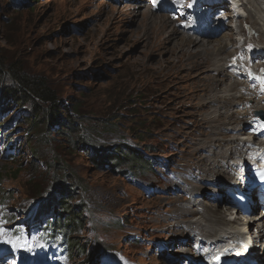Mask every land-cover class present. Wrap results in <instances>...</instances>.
<instances>
[{"label": "rangeland", "instance_id": "obj_1", "mask_svg": "<svg viewBox=\"0 0 264 264\" xmlns=\"http://www.w3.org/2000/svg\"><path fill=\"white\" fill-rule=\"evenodd\" d=\"M214 1L0 0V58L4 66L16 64L26 73L41 75L66 107L61 118L68 116L76 122L70 138L42 129L51 133L50 142L34 138L32 144L39 155L33 159L25 133L29 107H0V264H174L167 259H175L176 252L189 258L187 236L169 227L179 211L170 200L187 198V193L177 190L183 181L176 173L188 179L190 168H198L199 162L218 171L209 162L212 157L206 147L237 136L231 130L236 126H230L228 118L231 113L236 118L242 114L234 111L240 88L224 93L215 75L225 71V64L237 56L240 66L257 67L264 61L257 58L250 63V55L244 58V52L251 54L256 44L255 52H263L264 39L259 36L264 16L249 8L238 20L228 19L232 8L224 0L213 9L217 25L203 34L213 35L222 21L228 22L225 27L235 32L231 43L244 49L235 55L229 45L227 52L221 51L225 59L221 62L206 56L177 58L174 39L184 35L201 38L198 27L206 25L212 12L207 2ZM189 2H197L196 9L195 5L189 7ZM253 2L248 5L255 6ZM148 7H153L150 12L155 15L179 21L182 28L186 22L194 26H188L187 32L179 29L172 41V35L145 40L138 10ZM251 26L260 35L248 32L246 28ZM194 59L204 66L188 71L185 64ZM199 69L206 72L196 73ZM209 74L213 76V93L207 89ZM236 79L233 75L226 83ZM231 96L234 100L229 101ZM249 96L244 108L252 104ZM215 99L219 106L229 102L231 107L217 109ZM215 113L218 117L205 119ZM6 133L8 138L3 136ZM8 139L12 146L4 151ZM91 144L98 149L90 148ZM100 152L120 158V152L135 153L151 165L137 169L134 158L129 165L126 158L112 165L98 155ZM197 180L183 182L182 188L198 190ZM202 188L197 194H215L211 186ZM192 197L190 194L189 201ZM44 201H53L57 209L46 207L49 203ZM184 201L181 207L185 209L189 203ZM63 203L73 208L84 204L81 228L65 238H47L41 233L43 223L58 215ZM220 205L226 210V203ZM212 206L214 203L208 202V208ZM197 215L186 216L174 227L183 228L186 221L198 219ZM211 217L200 218L204 231L221 225V220L204 222ZM170 237L176 238L170 243ZM65 239H69L66 245ZM183 240L186 243L180 245Z\"/></svg>", "mask_w": 264, "mask_h": 264}, {"label": "bare ground", "instance_id": "obj_2", "mask_svg": "<svg viewBox=\"0 0 264 264\" xmlns=\"http://www.w3.org/2000/svg\"><path fill=\"white\" fill-rule=\"evenodd\" d=\"M202 2L203 0H201L200 3ZM214 2L215 3L207 2V4L212 5V12L210 16L208 17V19L206 20V25L204 27H198L197 34L201 35L202 36L201 38H195V37L184 35V36H180L174 39L173 35L174 37H176L177 33L179 32V29L186 31V29L189 26L188 24L190 22L182 23V24H187L185 27L182 28V26H180L179 24V21H175V22L169 21L170 16L166 17L165 15H161V14L155 15L152 12H150L153 7H148L149 9L146 11H144V9L138 10V13H140L141 15V20L144 22V30H146L147 36H145L144 39L146 40L147 37L154 39L156 36H158L159 38L163 37L164 39L166 35L167 37L172 35V37L170 38V41H172V39H174L175 41L172 48L177 50L178 59H181V60L189 59L195 55L196 58L201 57V56H206L208 57V59L213 58L214 60L213 62H215V60H218V62H221L223 60L225 61V59L221 57L222 55L221 51L222 53L227 52L228 51L227 47L229 45H232L234 53L236 52L235 55L237 53H240L239 51L243 50L244 48L241 44L237 46L235 45L233 46V44L231 43V39L235 41V39L233 38L234 37L233 35H235V32L233 31V29H229L228 26L225 27L227 25L226 23L228 22L225 23L224 21H222L220 23L222 24V26L220 28L217 27L216 30H213V35L203 34L204 31H207L210 28H212V26L217 25L216 20L213 21L214 16H215V10L213 9L215 8L217 4L218 5L221 4V2L220 0H217ZM250 3H251V0H233L232 3H228V5L232 8L230 12V16H228V19L229 18L232 19L234 17L237 19L238 17L237 14H239L238 12H242V11L244 13L246 12V15H247V10H249V8H254L256 12L261 13L262 16H264V0H254L253 4H255V6L248 5ZM190 4H193V3L189 2L188 6ZM221 17L224 18L226 16L223 15ZM239 17H241V15ZM254 23L256 22L254 21ZM177 24H179V28H177ZM246 29L248 30V32L254 31L255 34L253 32V35L258 36L256 33H259V31H257L254 27L251 26L250 29L248 28ZM223 30H226L227 32L229 31L230 33H225ZM214 31H217V33ZM260 32H261V35L259 33L260 39H261V36L264 39V29L261 28ZM253 35L250 33V37H254ZM211 36H213V39L209 38ZM260 43H263V42H260ZM257 47H258V44H256V47L252 46L251 54H246L244 52L245 54L244 58L250 55L249 56L250 63L253 61H257V58H261V59L264 58L263 57L264 55L262 56V54H260V53H264V49L262 50L263 52L258 51V53H256L255 49ZM195 59L185 64L188 71H192L195 68H201L204 66L203 65L204 62L198 63L196 62ZM237 59H238V56H237ZM237 59L235 60L232 59L228 61L225 64V71L224 70L219 71L217 75H215L217 77V81H220L219 86H222V91L224 93H226L227 91L231 92L233 90H237L238 87L240 88V90L238 89L237 91V92L240 91L239 95L237 96V100L236 98L234 97L233 98L235 99V102H236V103L234 102L236 105V109L234 111L236 114H242L241 118H236L232 113L230 114V117L228 118L229 119L228 124L230 126L234 125L237 127V128L232 127L234 130L231 129L232 131H235L237 136H233L232 138L223 142L221 145L212 144L211 146L209 145L208 147H206V151L209 152L210 156L212 157V159H210L209 162L212 164V166H214L213 169L218 170L217 172L211 171V166L205 165V167L207 166V168H204L203 165L199 161H198L199 162L198 168H195L193 170H192L193 167L190 168L191 173L190 174L187 173L189 175L188 179L195 180L198 177V180H197V183L199 184L198 190H196L197 187L196 189L193 188V189H188V190L182 188V183L186 182L187 184H189V180L183 179L182 178L183 174L181 175L179 172L176 173V177H178L180 180L183 181L181 183L180 188L179 189L176 188V189L178 190V192L180 191L182 193H187V198L182 199L183 201L185 200L184 201L185 203H189L188 205L185 204V209L181 207V202H183L181 198L170 200V203L174 202L172 204L174 205L177 204L179 206V211H177L173 215L171 219L172 222H170L171 226L169 227L171 229L172 227L173 229H176L179 235H183V237L187 236V238L185 237L188 243L187 247L191 252V254L188 257H192V256L194 257L197 254V251L194 250L195 248H193V243H198L200 246L209 245L212 247V250L210 252H206L205 254L203 252H200L194 258L193 264H204V263L212 264L211 257L218 253L217 250L213 251V245L226 244L228 243L230 239L232 240V243H237V245L241 249L243 250L246 249L245 250L246 255L249 258H252L255 264H264V243L263 242L260 243V241L264 240V231L258 227L257 217L259 216H256V214L260 212L262 207H261V204L257 200L253 199V191L250 189L244 173H243L242 180L238 181L239 178L236 177V172L233 169L234 164L232 163L233 156L240 152L239 148L242 145H246L249 143V140L242 139L243 136H245L246 134L245 132L246 129L247 128L250 129L249 134L251 136L259 135V131H257V127L261 123L260 121H257V120H251L250 114L252 113L253 110L257 111L259 109H261L262 112H264V94L262 93L263 91H260L258 89V85L256 83L257 80L253 81V79L252 80L250 79L251 77L249 78L248 75H244V74H246V71H245L246 68L250 67L251 69H254L256 72L258 71L259 73H261L262 77L259 79V81L264 83V80L262 79L264 78V71H263L264 68L260 69V67L264 66V61L262 65H259L257 67L254 65L250 66L247 63L240 66L239 63H237ZM203 72H206V71L199 69L196 73H203ZM233 75L238 77V79L230 81L231 83H226L228 79L233 77ZM207 80L209 81L208 83L209 88H211L212 90H210L209 88L207 89L212 92L213 87H214L212 86L213 76L209 74V78ZM227 95L228 94L224 95V100H226ZM249 95H250V99L252 100V104L249 105L247 108H244V105L248 103L247 97ZM252 95H253V99H252ZM208 98L209 97H206L204 100H207ZM234 99H232V96H231L229 101L234 100ZM207 104L209 105V101L207 102ZM214 104L216 105L217 109H225L231 105L228 102L226 106H219L216 99H215ZM239 106H242V108L238 109ZM212 117H218V115L216 113L213 116L206 115L205 119L209 120ZM247 119L249 120L248 122H247ZM248 125L249 127H247ZM225 131L227 132V129L224 130V132ZM218 140L219 139L216 138L215 142H218ZM263 144H264V140H261L258 145H263ZM223 149H225V151ZM213 158H215L214 160H218L216 164H213ZM202 161H204V159H202ZM197 170H199L200 173L196 172ZM207 178L209 182H206L208 181L206 180ZM173 184L174 186L175 185L177 186L176 183H173ZM203 186H209V187L211 186L215 194H213L212 196L204 192L203 193L201 192L202 194L201 193L197 194L200 188H202ZM182 189L183 191H181ZM228 192H231L234 194L241 192L243 196L245 197L243 204L239 206L237 205L236 202L230 200L228 196L226 195V193ZM190 194L193 197L192 199L190 198L191 200L189 201ZM167 199L168 198H165V200ZM168 202L169 201H166V203ZM208 202L210 203L213 202L215 206L214 207L212 206V208H208ZM221 203L227 204L225 205L226 210L221 209V205H220ZM228 204L229 205L234 204L237 207L229 208ZM200 208L203 211L202 213H199ZM235 208L237 209L236 211H235ZM255 210H256V214H255L256 217L248 215L249 211L253 212ZM197 214H199V218L194 221H191V220L186 221L185 226H183V228L174 227L176 224L184 222L183 220L186 216H196ZM205 215H212V217L205 218L204 222L208 223L212 220L214 221L221 220L222 221L221 225L214 230L204 231V229H202V227L200 226H204L205 224H202L203 222L200 218H202ZM167 231L170 232L169 230ZM170 233H167V234L169 235ZM248 237L254 239V241L251 242L250 245H248L249 243ZM175 238L176 237L174 238L170 237L168 241L170 242L171 240L172 242V239H175ZM191 239H194V240H191ZM257 239L259 241H257ZM184 243H186V241L183 240L179 244L183 245ZM255 246H257L256 249H254ZM168 247H170L169 243H168ZM176 254L178 255L174 257L175 259H173V257H169V259L167 260L168 261L174 260V264H179V263L187 264V261H189L188 260L189 258H185L183 254H180L177 252Z\"/></svg>", "mask_w": 264, "mask_h": 264}, {"label": "trees", "instance_id": "obj_3", "mask_svg": "<svg viewBox=\"0 0 264 264\" xmlns=\"http://www.w3.org/2000/svg\"><path fill=\"white\" fill-rule=\"evenodd\" d=\"M24 4L26 2H23ZM53 89H51L47 81L37 74L26 73L21 69L17 68V65L11 67H5L2 59L0 58V107L6 109L11 105L29 107V113L24 117L28 126L25 130L26 139L29 142L28 148L31 151L33 159H37L39 155L38 149L34 146L33 139L40 142H50V134L41 132L42 129H46L54 132V135L65 136L70 138L73 136L71 133L75 131L76 122L66 118H61V110L65 109ZM5 123V122H4ZM1 126V125H0ZM9 133V132H8ZM8 133L4 134L8 138ZM37 137V138H36ZM9 139L7 143L2 146V150L8 151L11 148ZM96 144H91L90 148H95ZM98 149V147H96ZM92 150V149H91ZM100 157L112 162V165H117L121 161L127 160V164H131L132 158L136 159L134 163H138L135 167L140 169L143 166H150L151 162H147L144 159H140L135 153L131 152H120L119 156L100 152ZM132 156V157H131ZM51 165V164H50ZM84 190V187L81 188ZM31 193H36V190H32ZM72 192L70 196H73ZM48 202L49 205L46 207H52L54 211L58 205H53V201ZM54 206V207H53ZM64 207H61V212L54 216L47 218L41 228V233H44L47 238H63L65 234H70L76 228H81L83 219V210L86 208L83 203H80L76 208L68 207L63 203ZM82 206V207H81ZM29 208H27L28 210ZM40 226V225H39ZM69 239H66V243ZM65 243V242H64ZM72 244L69 243V246Z\"/></svg>", "mask_w": 264, "mask_h": 264}, {"label": "snow or ice", "instance_id": "obj_4", "mask_svg": "<svg viewBox=\"0 0 264 264\" xmlns=\"http://www.w3.org/2000/svg\"><path fill=\"white\" fill-rule=\"evenodd\" d=\"M261 178L264 179V174H262V177Z\"/></svg>", "mask_w": 264, "mask_h": 264}]
</instances>
